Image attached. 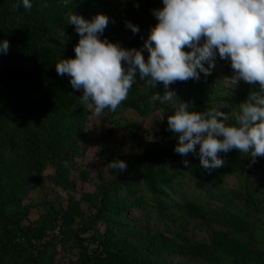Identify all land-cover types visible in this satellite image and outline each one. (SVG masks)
<instances>
[{
    "label": "trees",
    "instance_id": "1",
    "mask_svg": "<svg viewBox=\"0 0 264 264\" xmlns=\"http://www.w3.org/2000/svg\"><path fill=\"white\" fill-rule=\"evenodd\" d=\"M31 3L29 10L22 0H0V42L10 45L0 53V264H264V157L252 163L249 154L233 149L220 154L222 167L208 172L198 145L186 157L174 151L178 136L167 130L174 108L150 101L163 95L162 83L153 88L137 77L115 112L95 116L70 77L56 73L62 59L75 58L80 38L68 23L69 11L89 21L108 16L100 39L141 49L158 23L152 10L162 9V0ZM126 22L140 31L133 34ZM214 64L211 75L178 81L170 90L192 105L190 111H222L224 122L235 125L239 104L258 86L232 87L226 81L233 75L230 61L217 55ZM129 112L141 117L142 132L130 125ZM158 115L162 123L154 134L150 121ZM118 131L124 132L121 141ZM151 137L155 141L143 147ZM89 155L107 171H97L96 191L78 199L73 194L79 185L93 181L85 164ZM113 160L126 162L127 169L109 168ZM232 176L238 181L233 188ZM46 182L67 196L32 202ZM152 213L163 229L150 224ZM203 226L207 237L197 240L195 230Z\"/></svg>",
    "mask_w": 264,
    "mask_h": 264
},
{
    "label": "clouds",
    "instance_id": "2",
    "mask_svg": "<svg viewBox=\"0 0 264 264\" xmlns=\"http://www.w3.org/2000/svg\"><path fill=\"white\" fill-rule=\"evenodd\" d=\"M31 9V0H22ZM69 0H63L67 7ZM163 8L152 10L158 23L150 29L141 49H124L106 38L101 40L109 17L97 14L91 21L69 11L68 23L79 35L75 58L56 64L58 76L70 77L74 91L82 92V104L95 116L105 109L115 112L128 99L129 91L139 80L164 93L150 97L151 102L171 103L169 131L178 136L174 151L186 157L199 146L200 165L208 172L224 165L221 153L231 150L249 154L251 162L264 157V0H162ZM138 6V5H137ZM43 3L41 8H48ZM136 34L139 27L126 22ZM9 42H0V53L7 54ZM190 49L185 51L184 49ZM149 55L147 60L144 52ZM230 61L233 75L226 81L233 87L241 81L258 86L234 113L235 125L224 121L227 115L218 110L190 111L192 105L181 101L170 86L176 82L199 80L211 75L214 59ZM205 64L208 67H205ZM189 167L187 159L182 161ZM109 168L124 172L126 162L113 160Z\"/></svg>",
    "mask_w": 264,
    "mask_h": 264
},
{
    "label": "rangeland",
    "instance_id": "3",
    "mask_svg": "<svg viewBox=\"0 0 264 264\" xmlns=\"http://www.w3.org/2000/svg\"><path fill=\"white\" fill-rule=\"evenodd\" d=\"M147 37H148V34L145 36L144 41L147 39ZM143 55L145 57V60H147V57H148L149 54L145 51L143 53ZM243 83L244 82L241 81L239 83V85H241ZM228 85H230V84L228 83ZM125 117L130 120V125H132L135 128V131H137V132H140L141 131L142 132L143 123H142V120H141V117L140 116H137V115L133 114L132 112H129V113H127V115ZM150 123H151V125H153L152 132L154 134H157L159 128L161 127L162 117L160 115H158L156 118H154V120H151ZM147 126L150 127V125H147ZM91 133H92V136H94V137H97V136L100 135V133L98 131H95L93 129H91ZM116 136H117V139L119 141H121V140H123L124 132L123 131H118ZM139 139L144 140L145 139V136L141 135V138H139ZM130 140L131 139L126 138V141H128V143L131 142ZM153 141H155V139L153 137H151L148 140V142L146 140V142L143 145V147H146L148 144H150ZM134 150H136V149H134ZM87 159L88 160L86 161L85 164L86 165H88V164L91 165V169L94 172L93 181L92 182H89V183H86V184H83V185H79V189H80L81 192L79 191V192H76V193L73 194L78 199H80L82 197V193H84V192H95L96 191L95 183L98 182V180H99L98 175H97V171H99V170H101V171H107L106 170V165L104 163H102V162L96 161L91 155H89L87 157ZM125 159L128 160V161H130V158H128L127 155H126ZM92 161H96V162L93 163ZM237 182H238L237 181V178L234 177V176L229 177V179H228L229 187H231V188L236 187ZM42 191H41V193L39 192V193L33 194L31 201L36 203V202L41 201V199H43V198L45 200H54L55 199V193H60L64 197L67 196L64 191H62L59 188H56L50 182H46L45 183V186L42 188ZM37 215L38 214L35 213V214H33L31 216V218L32 219H36L38 217ZM132 215H134L136 217H142L143 218L144 213L142 211H140V210H134V211H132ZM148 221L150 222V224L152 226H158L161 229H163V227H164L163 224L160 223V219L158 218V216H157L156 213H152V215L148 219ZM208 231H209V229H208L207 226L199 227L198 229H196L195 232H196L197 240H202V239L206 238L207 237V234H208Z\"/></svg>",
    "mask_w": 264,
    "mask_h": 264
}]
</instances>
